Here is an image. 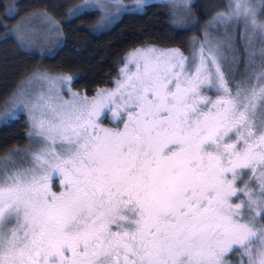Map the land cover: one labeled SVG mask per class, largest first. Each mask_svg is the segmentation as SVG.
<instances>
[{
    "label": "snow or ice",
    "instance_id": "1",
    "mask_svg": "<svg viewBox=\"0 0 264 264\" xmlns=\"http://www.w3.org/2000/svg\"><path fill=\"white\" fill-rule=\"evenodd\" d=\"M157 2L170 32L127 51L114 87L88 96L39 66L3 99L27 143L0 154V264H264V0ZM152 4L83 0L63 19L107 33ZM0 29L41 57L66 39L48 10Z\"/></svg>",
    "mask_w": 264,
    "mask_h": 264
},
{
    "label": "trees",
    "instance_id": "2",
    "mask_svg": "<svg viewBox=\"0 0 264 264\" xmlns=\"http://www.w3.org/2000/svg\"><path fill=\"white\" fill-rule=\"evenodd\" d=\"M80 0H0V5L15 3L19 12L12 20L4 19V9L0 7V22L14 26L24 14L31 11L48 10L61 23L66 25L64 43L54 47L41 57L40 52H24L11 41L0 42V104L3 99L24 79L26 74L39 66L59 72L63 69L78 78L73 90L90 95L98 87L110 86L111 79L117 76V61H122L124 54L135 47L143 46L149 37L164 36L170 32L169 17L166 8L157 1L147 7L143 14H126L107 33L92 34L96 17L84 15L70 26L63 19L67 8L78 4ZM206 0H195L200 6ZM57 5L61 7H56ZM202 13V10H201ZM205 17L200 16L203 23ZM69 28L71 29L69 31ZM3 29H0V34ZM199 35L198 30L188 32L187 36ZM107 81V83H105ZM21 116L16 122L0 124V154L5 148H23L27 141L24 137V121Z\"/></svg>",
    "mask_w": 264,
    "mask_h": 264
},
{
    "label": "rangeland",
    "instance_id": "3",
    "mask_svg": "<svg viewBox=\"0 0 264 264\" xmlns=\"http://www.w3.org/2000/svg\"><path fill=\"white\" fill-rule=\"evenodd\" d=\"M154 1H157V0H153V2ZM83 2V0H80L79 1V3H82ZM78 3V4H79ZM123 3L124 4H126V5H131V4H134V0H123ZM38 12H43L42 10H38V11H31L30 13H27V14H24L19 20H17V21H15V23H14V25H16L19 21H21V20H28L29 19V17H32V16H34L36 13H38ZM30 26L31 27H33V28H36V29H40V28H42L43 27V24H42V21H40V20H32L31 21V23H30ZM53 49V48H52ZM52 49H49L47 52H45V53H49ZM36 51H38V52H40V51H42L41 49H37ZM105 87H114V85L113 84H111L110 86H105ZM75 91V90H74ZM92 95H94V92L92 93V94H90V95H88V96H92ZM3 107V104H2V102H1V104H0V108H2ZM2 122H0V124H1ZM3 124V123H2Z\"/></svg>",
    "mask_w": 264,
    "mask_h": 264
},
{
    "label": "flooded vegetation",
    "instance_id": "4",
    "mask_svg": "<svg viewBox=\"0 0 264 264\" xmlns=\"http://www.w3.org/2000/svg\"><path fill=\"white\" fill-rule=\"evenodd\" d=\"M104 123L107 125L109 122L107 120L104 121ZM53 190L54 191H59V178L58 177H54V181H53Z\"/></svg>",
    "mask_w": 264,
    "mask_h": 264
}]
</instances>
